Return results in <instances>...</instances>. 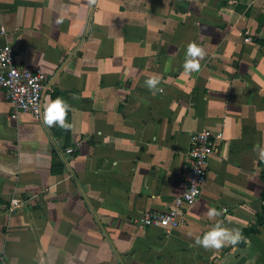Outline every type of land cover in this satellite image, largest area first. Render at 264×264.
I'll use <instances>...</instances> for the list:
<instances>
[{
	"label": "crops",
	"instance_id": "obj_1",
	"mask_svg": "<svg viewBox=\"0 0 264 264\" xmlns=\"http://www.w3.org/2000/svg\"><path fill=\"white\" fill-rule=\"evenodd\" d=\"M0 27L52 82L43 112L62 97L72 125L11 118L0 88L4 264H264V0H0ZM191 42L207 55L186 74ZM206 129L214 153L184 223L143 226L182 192L189 134ZM218 221L245 240L196 246Z\"/></svg>",
	"mask_w": 264,
	"mask_h": 264
},
{
	"label": "built area",
	"instance_id": "obj_2",
	"mask_svg": "<svg viewBox=\"0 0 264 264\" xmlns=\"http://www.w3.org/2000/svg\"><path fill=\"white\" fill-rule=\"evenodd\" d=\"M4 33V28L0 27V34ZM51 83L46 73L20 64L13 46L8 43L0 46V88L11 105V118H16L21 112L41 118L43 94L45 91L53 92ZM220 136L221 133H217V137ZM213 138V132L208 129L189 134L183 170L184 188L166 210H146L140 219L143 226L167 232L184 223L183 211L200 198L208 173V159L214 153ZM18 201L12 199L9 209L19 206L21 202ZM0 264L4 261L0 260Z\"/></svg>",
	"mask_w": 264,
	"mask_h": 264
},
{
	"label": "clouds",
	"instance_id": "obj_3",
	"mask_svg": "<svg viewBox=\"0 0 264 264\" xmlns=\"http://www.w3.org/2000/svg\"><path fill=\"white\" fill-rule=\"evenodd\" d=\"M94 2V0H91ZM207 52L205 48L198 45L196 42H191L187 46L185 60L183 64L184 73L191 74L198 72L201 68V61L205 59ZM161 78L159 74H153L149 77L145 84L149 91L156 93ZM71 110V106L62 97H57L54 101L47 105L43 112V120L48 127L59 126L65 130L72 128V125L67 123V115ZM255 151L259 159L264 160V145L257 144ZM210 219L219 217L222 213L216 208L206 209L205 213ZM245 240L242 232L238 228L225 227L222 221H218L210 231L206 232L202 237H195L194 244L203 247L204 249L219 250L226 246H235Z\"/></svg>",
	"mask_w": 264,
	"mask_h": 264
},
{
	"label": "trees",
	"instance_id": "obj_4",
	"mask_svg": "<svg viewBox=\"0 0 264 264\" xmlns=\"http://www.w3.org/2000/svg\"><path fill=\"white\" fill-rule=\"evenodd\" d=\"M54 154H57V152H54ZM261 176L264 177V170L261 172ZM262 210H264V207H262ZM258 217H259V222H261L262 221L261 217L260 216H258Z\"/></svg>",
	"mask_w": 264,
	"mask_h": 264
}]
</instances>
